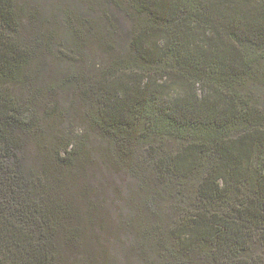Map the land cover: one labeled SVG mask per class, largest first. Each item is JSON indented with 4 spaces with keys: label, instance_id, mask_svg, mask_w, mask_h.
I'll use <instances>...</instances> for the list:
<instances>
[{
    "label": "trees",
    "instance_id": "1",
    "mask_svg": "<svg viewBox=\"0 0 264 264\" xmlns=\"http://www.w3.org/2000/svg\"><path fill=\"white\" fill-rule=\"evenodd\" d=\"M100 1L83 0L85 7L80 4L76 14L65 12L54 20L64 24L79 20L80 26L94 24L89 12L97 3L101 8L102 1L113 10L122 9L126 17L132 10L146 13L154 21L169 24L168 27L140 30L130 43L156 67L151 73H132L128 80L118 76L127 73L125 70L112 75L120 68L119 62L114 61L108 70L112 79L102 75L105 79L100 81L110 84L109 97L99 88L96 95L92 90L84 91L90 101L85 113L89 136H80L79 142H73L66 135L56 147L54 157L43 154L36 158L43 163L37 168L27 166L24 147L26 134L40 131L34 108L37 101L50 98L49 94L84 87V76L79 72L65 73V69L56 73L58 77L54 80L48 75L52 72L45 74L46 56H36L38 49L56 52L68 62L75 56L63 49L65 42L55 24L44 33L43 39H35L37 48L29 47L16 36L20 15L25 14L27 4L24 0H0V264H74V250L83 233L71 226L75 221L81 223L72 181L82 182V218L94 219V213L100 216L104 201L99 198L100 187L90 186L91 174L98 175L102 165L116 170H138L122 146L121 133L134 118L142 120L143 112L150 111L153 97L158 96L156 90L163 84L155 73L168 78L163 70L170 72V68L182 78L200 83L205 94L197 97L195 92L186 95L179 92L163 107L169 130L194 131L196 138L169 155L161 165V173L167 179L177 175L179 181L171 180L168 191L177 190L184 195V179L201 171L202 164L208 162L202 170L196 198L204 203L205 212L211 211V207L215 211L209 216L193 215L194 219L162 231L163 220L151 209L152 199L161 194L142 178V200L131 197L130 216L112 229L119 231L125 225L132 229L138 241L137 250L141 254L151 251L153 264H201V259L192 258L200 253L197 250L202 251L208 264H240L242 260L247 263L244 253H250L253 239L258 237L264 244V111L250 104L237 85L256 78L254 63L264 58V0H255L250 6H245V2L252 0ZM46 3L38 1V9L49 10ZM112 17L116 19V14ZM113 19L106 17L112 25V34L108 36L116 38L120 33ZM178 24L188 29L201 25L206 40L197 42L195 47L188 30L183 31ZM79 25L76 29L68 25V30L76 36L80 34ZM161 34L164 35L159 37ZM149 39L151 54L147 50ZM79 42L85 44V39ZM257 51L261 55L253 59L251 54ZM17 83L33 88L28 103L8 87ZM150 88L151 92H147ZM95 106L99 110L96 115ZM153 115L147 123L151 133L159 117ZM240 122H247L251 130L234 137L228 131ZM83 139L87 143L82 146ZM82 151V160L74 162ZM94 192L98 194L97 201L92 199ZM86 252L83 264H100L94 253ZM254 261L253 264H259Z\"/></svg>",
    "mask_w": 264,
    "mask_h": 264
},
{
    "label": "rangeland",
    "instance_id": "2",
    "mask_svg": "<svg viewBox=\"0 0 264 264\" xmlns=\"http://www.w3.org/2000/svg\"><path fill=\"white\" fill-rule=\"evenodd\" d=\"M24 1L27 4V8L25 14L20 15L19 30L16 33L17 38L24 40L29 44V47L37 48L35 39H43L45 37L44 33L55 24L57 28L55 30L63 37H61L62 42H65L63 49H67L68 52L73 53L75 59L68 62L61 60L56 52L47 49H45L46 51H40L38 49L36 56L38 54L46 56L44 61L47 67L45 74L52 72L48 75L52 76L54 80L58 77L57 74L65 69V73L71 71L81 73L84 76L85 82L84 87L72 88L71 91L67 90L64 94L62 92L49 94V97L51 96L52 98H45L41 101L39 99L37 101V105L34 108L39 118L38 129L40 131H31L30 134H26L27 142L24 147L28 159L27 166H36L38 168L43 163L36 158L43 154L49 156V158L50 156L54 157L56 155V147L66 135L70 136L73 142L74 140L78 141L80 136H89L91 132L87 130L85 113L88 110V103L90 101L84 91L92 90L96 95L100 89L107 93V89L111 87L110 84L108 82L104 83V81L100 83V81L104 78L102 75H105L106 79H112L109 76L108 70L114 61L119 62L120 68L113 71L112 75H118L125 70L127 73L118 75L124 77L123 79L129 80L132 73H151V69H154L156 65L151 63L149 58L141 57L133 48L130 39L140 30L155 29L159 25H164L167 28L169 24H162L158 20L154 21L146 13L138 10H132L130 12L131 15L126 17L122 9L121 11L113 10L111 5H105L102 0V2L100 1L101 8L97 3L96 7L89 12L91 18L94 20V24L92 22V24L80 26L79 20H74L71 24H64L61 20L56 23L54 18L58 14H64L65 12L76 14L78 6L80 4L83 5V0H46L48 1V4H46L49 10L45 9L41 11L37 7V2L45 0ZM120 1L126 2L129 0ZM254 2L255 0L247 1L245 2V6H250ZM114 13L116 14V19L112 17ZM106 17L116 22L120 33V35L116 34V38L108 36V34H112L110 33L112 25L106 21ZM68 25H73L75 29L79 25L78 32L80 31V34L75 32L76 36H74L72 30H68ZM176 26L183 31L188 30L191 42L194 43L195 47L197 42L201 44V42L206 40L204 35L205 29L201 25L197 24L189 29L181 24ZM102 35L109 39L106 40ZM163 35L161 34L159 37ZM81 39H85V44L79 42ZM208 39L210 38L208 37ZM113 41H116V43H112ZM148 45L147 50L151 54V39H149ZM80 52L83 53L78 56L77 53ZM260 55L258 51L251 54L253 59H256ZM64 62H66L65 66ZM254 64L255 69L258 71V76L254 79L242 81V84L237 85V87L248 101L251 102L250 104H256L264 111V58L261 59L260 57V61H256ZM160 65L162 66V63ZM125 67L126 69H124ZM168 71L170 72L163 70V74L167 73L166 76H169L168 78L165 76L161 78L160 72L155 73L157 74L155 76L160 78L159 82L163 83L158 86L159 89L156 90L158 96L153 97L152 106L149 111L151 114L154 113L153 116L155 118L159 115L156 119L155 131L151 133L150 128L148 129L150 124L147 123L152 120L151 114L143 112L142 120L138 121L137 117L134 118L131 121L132 123L122 130L121 133L124 135L122 146L126 154L129 155V158L133 159V165L138 170L133 171L126 168L116 170L113 169L114 167L102 165L99 166L100 172L98 170L95 171L99 173L98 175L91 174L92 180H89L90 186L91 188L94 187L93 189H95V186L100 187L99 198L104 201L102 212H98L100 216L94 213V219L85 220L82 218L84 215L82 210L84 206L80 204L83 197L80 190L82 182L79 179L72 181L76 191L74 200L80 207L79 218L81 223L75 221L71 223V226L83 233L79 236L78 246L74 250V264L85 263L86 255H88L86 251H89V254L94 253L95 259L100 264H103V256H106L104 259L106 264H153L155 262L154 254L151 251L141 254L137 250L138 241L132 229L126 225L121 226L122 228L119 231L112 229V227L114 228L116 225L126 222V218L130 216L133 209L131 197H134L136 200H142V178L146 179L147 182L149 181L150 186L154 190L156 189L157 193L161 194L158 199H152L151 209L154 208L157 211V215L163 220L162 231L170 229V227L183 222V220L194 219L193 215L206 213L209 216L215 211L211 207V211L205 212L204 203L196 198V190L203 174L202 170L206 169L208 162L204 165L202 164L201 171L184 179L185 185L182 186V188H185L184 195L178 194L177 190L173 192L168 191L171 180L179 181L177 175L174 174L173 178L169 176L167 179L161 173L163 169L161 165L165 164L169 155L179 151L188 143L187 141H192L196 138V134L193 135L194 131L189 132V130H185L183 133L173 130V128L169 130L164 118L163 107L167 104V101L172 102L173 94H178L179 92L184 95L195 92L197 97L205 94V90L202 89L200 83L194 84V80L182 78L174 72V69L170 68ZM8 87L23 102L28 103L30 101L31 94L33 93L31 86L17 83L11 84ZM147 92H151V88ZM108 95L107 93L106 98L109 97ZM149 102L151 103V100ZM28 105L31 106V102ZM95 109L96 115V112L99 110L97 106H95ZM27 113L29 114V111ZM250 130L251 126L247 122H240L235 124V127L228 132L236 137ZM81 141L83 142L82 146L87 143L84 139ZM83 151L81 156L79 154L75 156L74 162L82 160ZM209 158H211V155H209ZM256 161H261V159H257ZM107 164L109 165L110 162ZM164 180L166 181L163 182ZM97 196V192H94L92 199L97 201ZM230 205L232 204L227 206ZM250 247V253L247 251L244 253L247 257V263L246 260H242L240 264H253L254 260L259 264H264V244L262 240L258 237L253 239ZM211 248L213 249L212 246ZM197 251L200 253L194 255L192 258L201 259V264H208L202 251Z\"/></svg>",
    "mask_w": 264,
    "mask_h": 264
}]
</instances>
